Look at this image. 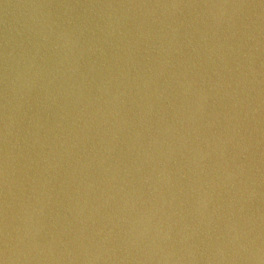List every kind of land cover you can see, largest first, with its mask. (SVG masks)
I'll use <instances>...</instances> for the list:
<instances>
[{
	"label": "water",
	"instance_id": "95a60500",
	"mask_svg": "<svg viewBox=\"0 0 264 264\" xmlns=\"http://www.w3.org/2000/svg\"><path fill=\"white\" fill-rule=\"evenodd\" d=\"M264 264V0H0V260Z\"/></svg>",
	"mask_w": 264,
	"mask_h": 264
},
{
	"label": "clouds",
	"instance_id": "9594fccd",
	"mask_svg": "<svg viewBox=\"0 0 264 264\" xmlns=\"http://www.w3.org/2000/svg\"><path fill=\"white\" fill-rule=\"evenodd\" d=\"M0 264H8V257L6 253L4 259L0 260Z\"/></svg>",
	"mask_w": 264,
	"mask_h": 264
}]
</instances>
